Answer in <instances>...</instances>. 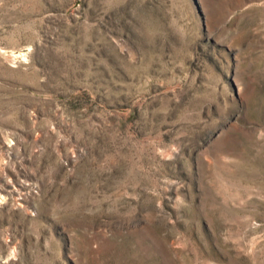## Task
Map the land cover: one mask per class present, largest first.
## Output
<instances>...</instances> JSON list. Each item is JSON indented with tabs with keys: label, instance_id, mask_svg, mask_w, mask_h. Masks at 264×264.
<instances>
[{
	"label": "rangeland",
	"instance_id": "374dc122",
	"mask_svg": "<svg viewBox=\"0 0 264 264\" xmlns=\"http://www.w3.org/2000/svg\"><path fill=\"white\" fill-rule=\"evenodd\" d=\"M0 264H264V0H0Z\"/></svg>",
	"mask_w": 264,
	"mask_h": 264
}]
</instances>
